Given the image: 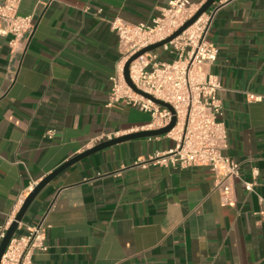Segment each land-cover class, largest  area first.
<instances>
[{
	"label": "crops",
	"instance_id": "obj_1",
	"mask_svg": "<svg viewBox=\"0 0 264 264\" xmlns=\"http://www.w3.org/2000/svg\"><path fill=\"white\" fill-rule=\"evenodd\" d=\"M169 1L22 0L20 14L34 16L24 47L12 51L10 37L0 36V234L62 163L151 129L150 113L111 99V77L124 63L111 21L152 25ZM207 12L209 40L219 47L209 71L223 85V154L240 163L233 203L222 204L208 166L149 163L173 139L126 140L66 168L34 200L14 234L46 227L47 248L33 264H264V99L248 96L264 94V0H217ZM178 54L160 47L147 56Z\"/></svg>",
	"mask_w": 264,
	"mask_h": 264
},
{
	"label": "built area",
	"instance_id": "obj_2",
	"mask_svg": "<svg viewBox=\"0 0 264 264\" xmlns=\"http://www.w3.org/2000/svg\"><path fill=\"white\" fill-rule=\"evenodd\" d=\"M21 2L22 0L0 2V36L10 37L12 51L24 47L26 36L34 25L33 15L20 14ZM198 9L193 7L191 0H170L162 14L154 18L152 25L142 22L134 24L120 17L111 21L112 29L120 37L124 59L123 65L111 77V99L118 101L124 98L129 104L150 113L151 129L166 127L176 117L174 127L163 135L173 139L175 145L169 150L156 152L149 163L173 167H210L216 173L215 189L220 193L222 204L229 205L234 201V184L241 180L240 163L223 154L228 146V130L222 118L223 104L218 97L223 85L221 78L209 71L219 54V47L209 40L212 14L203 13L180 35L162 46L166 50H178L177 58L172 61H155L145 53L130 65L133 82L140 89L169 103L173 110L135 92L123 75L125 62L133 54L171 36ZM153 56L155 58L157 55ZM248 96L252 101L264 99V94L249 93ZM47 135L52 137L54 130H49ZM147 163L148 161H142L139 164ZM253 175H258L256 169L253 170ZM244 183L247 190H254V182ZM45 228L40 222L28 226L26 234L14 235L0 264H33L34 252L47 248ZM5 233L6 227L0 234V240Z\"/></svg>",
	"mask_w": 264,
	"mask_h": 264
},
{
	"label": "water",
	"instance_id": "obj_3",
	"mask_svg": "<svg viewBox=\"0 0 264 264\" xmlns=\"http://www.w3.org/2000/svg\"><path fill=\"white\" fill-rule=\"evenodd\" d=\"M217 0H206L201 6L200 8L197 10V12L189 19L187 20L178 30H176L171 36L160 40L158 42L149 44L148 46H145L144 48H142L141 50L137 51L135 54H133L126 62L124 65V70H123V75H124V79L127 82V84L137 93L143 95L146 98L151 99L152 101H154L157 104H160L164 107H168L169 109L173 110V107L159 99L156 98L155 96H153L152 94L140 89L132 80L131 75H130V65L131 63L137 59L140 55L148 53L152 50H155L157 48L162 47L165 43L169 42L170 40L174 39L175 37H177L178 35H180L184 30H186L189 26H191L203 13L207 12L211 6L216 3ZM175 121H176V117H173V120L171 121V123L163 128H158V129H149V130H139L136 132H132L129 134H125V135H121V136H116V137H112L109 138L107 140H104L98 144H96L95 146L73 156L72 158H70L69 160H67L66 162L62 163L60 166H58L55 170H53L50 174H48L47 176H45L40 182L39 184H37V186L34 188V190L28 195V197L25 199L21 209L19 210V212L17 213L15 219L13 220V222L11 223V225L9 226V228L6 230L5 236L3 237V239L1 240L0 243V262H1V257L10 241V239L14 236V234L16 233L18 227H19V223L24 219V216L26 214V212L29 210L31 204L34 202V200L37 198V196L40 194V192L46 187V185L48 183H50V181L56 177L58 174H60L62 171H64L66 168L70 167L71 165H73L74 163H76L77 161H79L80 159L89 156L99 150L105 149L109 146L121 143L123 141L126 140H130V139H136V138H141V137H149V136H159V135H164L167 132H169L175 125Z\"/></svg>",
	"mask_w": 264,
	"mask_h": 264
}]
</instances>
